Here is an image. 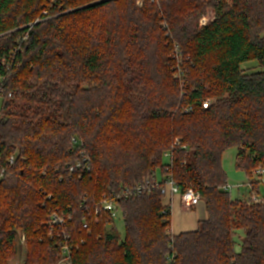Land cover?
<instances>
[{
	"label": "trees",
	"instance_id": "trees-1",
	"mask_svg": "<svg viewBox=\"0 0 264 264\" xmlns=\"http://www.w3.org/2000/svg\"><path fill=\"white\" fill-rule=\"evenodd\" d=\"M15 48L12 69L0 65V264L15 255L18 230L26 264H58L53 210L72 214L70 232L84 240L72 264H167L172 254L173 264H264V202L233 199L223 166L236 147L248 178L264 167V0H0V57ZM252 61L262 70L247 73ZM75 137L88 172H70ZM158 172L200 193L197 230L171 234L159 189L117 199L123 238L102 210L82 229L104 192Z\"/></svg>",
	"mask_w": 264,
	"mask_h": 264
},
{
	"label": "built area",
	"instance_id": "built-area-1",
	"mask_svg": "<svg viewBox=\"0 0 264 264\" xmlns=\"http://www.w3.org/2000/svg\"><path fill=\"white\" fill-rule=\"evenodd\" d=\"M50 2V6L57 3L59 0H48ZM141 4V2H139ZM43 15L44 18L51 17L48 9L44 10ZM41 20L40 18L37 21ZM36 21V22H37ZM202 24H206L207 20L205 18L201 19ZM32 26V25H31ZM27 38V34L24 35L22 40ZM20 48L13 49L7 57H0V65L3 66L7 71H10L13 67V61L15 60L16 53ZM171 58L173 60L172 68L175 73L174 76L179 80L181 85L185 83V72L183 69V55L179 44L176 41L172 43V53ZM5 79L4 76H0V82ZM4 91L0 89V95H3ZM11 96V94H9ZM213 99H207L204 101V108H207L209 105L213 103ZM192 107H186L183 111L190 112L192 111ZM73 143L78 147L79 150V158L75 164H68L70 167V172L75 173L78 169L83 171L91 170V159L88 155H86L85 150L83 148V143L76 137L73 138ZM180 139L176 138L174 141V145H179ZM164 157L172 163V152L171 150H167L164 152ZM10 163L14 161V156H11L9 159ZM258 173H264V167L260 166L257 169ZM4 171L0 174V179L3 177ZM154 189H159L163 195H179L182 202L185 203L189 208H195L202 202V198L200 193L193 187L189 186L185 190H182L174 181L171 174H167L159 178L156 174L149 175L145 177L141 182L131 185V186H120L118 190L116 189H108L103 193L100 200L97 202L95 206L94 212L90 210V206L87 207L86 216L82 222V229L91 231V222L89 217H93L95 221L98 220V216L100 211L108 212L111 217L116 220L118 217L119 207L117 204V199L124 196L126 198L133 196H140L146 193H150ZM225 190H230V187H224ZM47 199H51V195H48ZM254 201L262 202L259 198L254 197ZM73 221L72 214L61 213L58 210H53L50 214L48 228L49 237L53 240L55 247L60 251V258L58 264H72V256L73 252L78 248L80 243H84V240L77 241L73 234L70 232L69 224ZM175 262V254H172L168 257L167 264H173Z\"/></svg>",
	"mask_w": 264,
	"mask_h": 264
},
{
	"label": "rangeland",
	"instance_id": "rangeland-1",
	"mask_svg": "<svg viewBox=\"0 0 264 264\" xmlns=\"http://www.w3.org/2000/svg\"><path fill=\"white\" fill-rule=\"evenodd\" d=\"M208 21V18L203 17ZM163 64L160 66V70L164 67ZM243 69L247 73L257 72L262 70L259 63L257 61L248 62L242 65ZM236 154L237 148L232 147L226 151L225 154V169L228 174V183L233 187L230 190L231 196L233 199H239L242 201H253L254 197L259 198L260 200H264V173L261 176L260 174H254L251 178L247 177V174L243 170H239L236 168ZM258 181L255 188L249 182ZM202 202H204L202 200ZM180 218V215L177 216L173 223ZM116 228L119 233L120 238L124 237L125 234V223L121 212H118V217L115 220ZM18 242H17V250L15 255L8 260V264H26V257L28 252V246L26 242L25 235L18 230ZM242 234L238 232V236ZM236 251L241 249L240 238H236Z\"/></svg>",
	"mask_w": 264,
	"mask_h": 264
},
{
	"label": "crops",
	"instance_id": "crops-1",
	"mask_svg": "<svg viewBox=\"0 0 264 264\" xmlns=\"http://www.w3.org/2000/svg\"><path fill=\"white\" fill-rule=\"evenodd\" d=\"M225 154L226 152L223 155V166L225 165ZM235 160L237 161V154ZM255 174H260L261 176L263 175V173H258L257 171ZM157 176L159 178H162V175L159 172L157 173ZM249 183L254 186L253 182ZM225 187H230V190L231 188H233L229 183ZM230 190L228 191L230 192ZM260 201L264 202V200ZM163 204L169 207L172 213L170 232L173 235H179L183 232L195 231L198 229L200 221L205 220L207 218V209L204 202H201L200 205L195 208H189L187 205H185V203L182 202L179 195L169 194L166 196L164 195ZM179 215L180 218L176 220L175 223H173V218L175 220V218Z\"/></svg>",
	"mask_w": 264,
	"mask_h": 264
}]
</instances>
